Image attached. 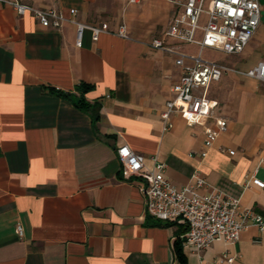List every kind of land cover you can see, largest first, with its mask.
Returning <instances> with one entry per match:
<instances>
[{
  "label": "crops",
  "instance_id": "0c3cea01",
  "mask_svg": "<svg viewBox=\"0 0 264 264\" xmlns=\"http://www.w3.org/2000/svg\"><path fill=\"white\" fill-rule=\"evenodd\" d=\"M19 1L68 18L75 9V19L103 32L94 40L86 29L78 46L76 25L45 28L0 4V264H181L174 245L187 225L146 213L143 181L121 175L116 150L124 144L149 166L159 157L178 188L200 171L209 183L202 194L219 190L264 215V187L244 186L252 175L264 183V82L229 73L210 86L214 117L227 128L207 148L202 124L175 114L164 129L162 114L183 70L148 44L171 24L175 7L167 0L160 3L171 6V19L154 37L110 20L109 0ZM260 2V26L245 51L208 49L224 54L211 59L205 50L208 59L242 71L264 62ZM145 3L127 0L129 7ZM83 83L94 86L86 98L97 107L95 123L59 96L77 95ZM207 125L217 129L214 119ZM184 253L187 264H217L224 255L235 256L231 264H264V231L252 227L235 245L218 241Z\"/></svg>",
  "mask_w": 264,
  "mask_h": 264
},
{
  "label": "built area",
  "instance_id": "2783aa9c",
  "mask_svg": "<svg viewBox=\"0 0 264 264\" xmlns=\"http://www.w3.org/2000/svg\"><path fill=\"white\" fill-rule=\"evenodd\" d=\"M149 0H129L131 4H142ZM175 7L174 16L163 38L153 39L148 46L162 50L176 59L183 70L180 81L171 88L173 97L166 103L162 114L164 129L172 127L173 115L179 114L190 125H204L205 146L214 145L219 133L225 131L227 122L214 117V104L208 96L210 86L224 75L233 73L264 82V62L242 71L205 57L206 49H214L228 55L241 54L256 34L262 16L260 0H167ZM0 4L13 7L21 16L31 14L45 28L59 29L66 23L77 27V45L81 46L84 32L91 29L93 39L98 40L102 29L79 22L74 17L77 10L70 11L68 18L55 9H41L19 0H0ZM174 40L175 43H170ZM195 45L196 53L187 52L183 45ZM214 119L215 126L207 125ZM235 155L234 150H228ZM116 154L121 164L124 179L140 178L145 197L146 213L159 221L181 220L187 231L181 236L183 248L200 253L218 241L235 245L241 233L256 227L264 231V215L251 208L241 206L240 200L230 198L213 189L202 194L209 183L200 171L192 174L189 183L178 188L167 176L165 162L154 157L149 166L147 158L124 144ZM207 156V151L202 157ZM252 185L264 187L254 175L247 176L246 188ZM16 232L24 236V228L18 225ZM235 256L224 255L216 263L231 264Z\"/></svg>",
  "mask_w": 264,
  "mask_h": 264
},
{
  "label": "rangeland",
  "instance_id": "374dc122",
  "mask_svg": "<svg viewBox=\"0 0 264 264\" xmlns=\"http://www.w3.org/2000/svg\"><path fill=\"white\" fill-rule=\"evenodd\" d=\"M160 1L149 0L143 5L129 7L127 0H109L107 1L110 4L108 6L114 12V15L109 16L110 20L121 25H131L138 32L151 37L160 36L172 16L171 6L166 1L164 3H160ZM168 6L170 9L166 10L165 8ZM167 17L168 19H166ZM205 55L211 59L224 56L223 53L215 54L208 49H206Z\"/></svg>",
  "mask_w": 264,
  "mask_h": 264
},
{
  "label": "trees",
  "instance_id": "16d2710c",
  "mask_svg": "<svg viewBox=\"0 0 264 264\" xmlns=\"http://www.w3.org/2000/svg\"><path fill=\"white\" fill-rule=\"evenodd\" d=\"M93 89L94 86L83 83L78 86L77 95H72L68 93H59V96L64 97L69 101H71L78 109L86 113H89L93 117L95 123L99 119V115L97 114V107H94V105L91 104L86 98V95L89 92H91ZM186 231L187 230H185V232ZM174 251H175L176 260L181 264H187V258L184 253L183 242L181 240V237L175 242Z\"/></svg>",
  "mask_w": 264,
  "mask_h": 264
}]
</instances>
